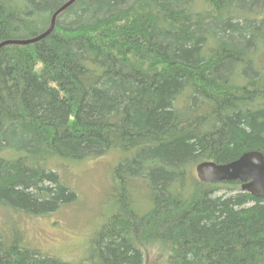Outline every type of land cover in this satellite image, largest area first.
Here are the masks:
<instances>
[{"label":"trees","instance_id":"1","mask_svg":"<svg viewBox=\"0 0 264 264\" xmlns=\"http://www.w3.org/2000/svg\"><path fill=\"white\" fill-rule=\"evenodd\" d=\"M67 1L0 0V43ZM112 150L91 253L43 254L0 220V264H264V197L195 171L264 154V0H77L0 48V209L75 202L55 160Z\"/></svg>","mask_w":264,"mask_h":264},{"label":"rangeland","instance_id":"2","mask_svg":"<svg viewBox=\"0 0 264 264\" xmlns=\"http://www.w3.org/2000/svg\"><path fill=\"white\" fill-rule=\"evenodd\" d=\"M121 157L118 151L112 150L75 162L56 159L62 181L77 192V200L45 215L26 214L21 210L6 214L7 210L1 208L0 220H5L9 233L17 231L29 247L43 254L52 252L71 263L81 262L87 252L91 253L97 232L115 211L114 170ZM224 192L227 190L222 189L221 193ZM149 206L144 200L138 208L143 212Z\"/></svg>","mask_w":264,"mask_h":264},{"label":"water","instance_id":"3","mask_svg":"<svg viewBox=\"0 0 264 264\" xmlns=\"http://www.w3.org/2000/svg\"><path fill=\"white\" fill-rule=\"evenodd\" d=\"M77 0L65 2L51 18L50 26L40 35L31 39L7 40L0 44H30L50 35L56 26L58 15ZM198 177L203 182L240 181L241 188L256 197L264 196V154L259 150H251L228 163L203 161L196 166Z\"/></svg>","mask_w":264,"mask_h":264},{"label":"bare ground","instance_id":"4","mask_svg":"<svg viewBox=\"0 0 264 264\" xmlns=\"http://www.w3.org/2000/svg\"><path fill=\"white\" fill-rule=\"evenodd\" d=\"M56 27V26H55ZM55 30V29H54ZM52 34V33H51ZM40 35V34H39ZM29 39H31V38H29ZM18 40V39H17ZM37 42V41H36ZM3 43V42H2ZM1 44V43H0ZM5 45H10V44H5ZM5 45H3V46H5ZM2 46V47H3ZM2 47H0V48H2ZM244 191V190H243ZM244 192H247V191H244ZM251 194V193H250ZM254 196V195H253ZM256 197V196H255ZM261 197H264V196H261Z\"/></svg>","mask_w":264,"mask_h":264}]
</instances>
